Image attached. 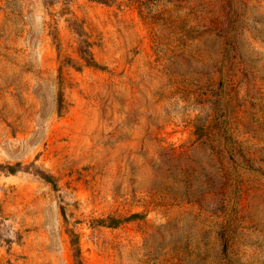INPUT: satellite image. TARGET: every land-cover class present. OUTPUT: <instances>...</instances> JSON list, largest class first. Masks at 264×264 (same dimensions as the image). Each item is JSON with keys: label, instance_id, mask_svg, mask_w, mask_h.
Wrapping results in <instances>:
<instances>
[{"label": "rangeland", "instance_id": "rangeland-1", "mask_svg": "<svg viewBox=\"0 0 264 264\" xmlns=\"http://www.w3.org/2000/svg\"><path fill=\"white\" fill-rule=\"evenodd\" d=\"M108 1L0 0V264H264V0Z\"/></svg>", "mask_w": 264, "mask_h": 264}, {"label": "trees", "instance_id": "trees-1", "mask_svg": "<svg viewBox=\"0 0 264 264\" xmlns=\"http://www.w3.org/2000/svg\"><path fill=\"white\" fill-rule=\"evenodd\" d=\"M16 0H5V6L6 8L9 10V13L11 12H15L16 9L14 7V2ZM92 1H95V2H100V3H108L109 1L108 0H92ZM55 2V0H41V3L43 4V6L45 8H50L51 5H53ZM49 35L52 36V38L57 41V36H56V33H55V29H53V26L49 23ZM77 33L79 34V32L77 31ZM80 35V34H79ZM90 43L89 41H86V40H82V41H79L78 45H77V52H78V55H79V58L83 61V65H86V66H91V67H94V68H97L98 65H97V62L94 60L92 54H91V51H90ZM61 65L63 64H71L72 66H75V68H79V65H76L75 62L72 61L71 58L69 57H63L61 60ZM61 66H59L58 68V76L60 77V68ZM61 100H62V93L61 91H59L58 93V97H57V107L58 109L61 108ZM12 170V169H11ZM44 179L49 181V182H52L49 177H46L44 176ZM71 245L74 246V249L76 251V253L78 254L79 253V248L77 246V243H76V240L74 238H71Z\"/></svg>", "mask_w": 264, "mask_h": 264}]
</instances>
